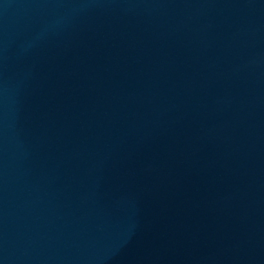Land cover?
<instances>
[{
	"label": "water",
	"instance_id": "obj_1",
	"mask_svg": "<svg viewBox=\"0 0 264 264\" xmlns=\"http://www.w3.org/2000/svg\"><path fill=\"white\" fill-rule=\"evenodd\" d=\"M0 264H264V0H0Z\"/></svg>",
	"mask_w": 264,
	"mask_h": 264
}]
</instances>
